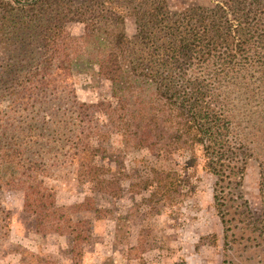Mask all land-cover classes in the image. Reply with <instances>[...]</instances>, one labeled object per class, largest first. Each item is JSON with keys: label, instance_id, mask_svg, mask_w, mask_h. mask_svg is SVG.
<instances>
[{"label": "trees", "instance_id": "trees-1", "mask_svg": "<svg viewBox=\"0 0 264 264\" xmlns=\"http://www.w3.org/2000/svg\"><path fill=\"white\" fill-rule=\"evenodd\" d=\"M30 7H35L36 15L40 16L35 41L41 55L24 64L1 62L3 69H9L3 73L2 82L19 86L20 93L10 108L9 118L0 116V190L22 191L23 208L34 216L36 232L66 235L72 264H81L92 222H75L72 214L93 198L86 196L78 204L57 205L51 199L52 188L41 177L42 166L29 163L24 157L26 148L20 138L27 135L32 138L28 129H34L35 122H26L28 125L23 129L13 123L20 112L32 108H36L34 120L43 121L46 116L45 128H51L53 121H57L56 115L39 114L43 106L40 93H56L52 67L59 61L70 60L65 57L77 51L78 46L67 33L70 20L85 24V35L80 40L87 38L91 42V38L102 33L111 38L108 43L99 39L91 42L102 56L91 64L98 67L99 76L111 82L115 99V103L108 104L107 122L103 126L98 123L90 126L95 134H82L83 129L72 133L70 163L77 177L90 183L94 191L111 197H119L126 191L122 179L112 175L113 168L95 160L103 146L94 145L92 140L109 138L112 130L107 126L116 129L124 143L135 148L154 151L159 143V155L165 158L187 153V162L195 163L200 156L205 168L215 176L213 199L225 227L227 206L240 197L235 191L249 159L255 156V128L264 125V10L251 7L244 10L235 0H225L213 7L187 9L174 18L166 0H159V5L149 6V12L154 16L159 12V31L168 41L159 46V51L165 53L155 70L127 57L131 40L126 35L121 11L102 17L105 26H96L93 18L82 10L72 13L69 6L54 5L50 0H0V27L8 25L6 18L10 13L20 10L28 13ZM138 13L136 20L142 31L146 23ZM75 102L81 109L76 117L85 119L90 105ZM94 106L100 110V103ZM79 125L83 128V124ZM15 132L17 137L20 135L18 140ZM186 181L179 170L153 168L152 176L144 182L160 198L164 195L175 198ZM129 185V190L134 191L135 184ZM10 232V212L0 205V249ZM8 252L19 255L17 264H61L49 254L22 246Z\"/></svg>", "mask_w": 264, "mask_h": 264}, {"label": "rangeland", "instance_id": "rangeland-1", "mask_svg": "<svg viewBox=\"0 0 264 264\" xmlns=\"http://www.w3.org/2000/svg\"><path fill=\"white\" fill-rule=\"evenodd\" d=\"M52 1L54 5L69 6L72 13L82 10L93 18L96 26H105L102 17L121 11L126 35L131 40L127 57L159 69V60L165 53L159 51V46L168 39L159 31V12L157 16L149 12V6L159 5V0ZM223 1L166 0V5L175 18L187 9L213 7ZM235 1L244 10L248 7L264 10V0ZM34 8H28V13L24 10L10 13L6 18L8 25L0 27V116L5 119L11 114L10 108L15 104L20 87L2 82L8 68L3 69L1 62L24 64L41 55L35 41L39 14L36 15ZM137 13L146 23L142 31L136 20ZM66 28L72 43L78 46L77 51L65 57L70 60L59 61L52 67L56 93H40L43 106L39 114L56 115L57 121H53L51 128H45L46 116L43 121L42 118L34 120L36 108H32L20 112L13 123L23 129L28 125L26 122H35V128L28 129L31 139L30 135L17 137L15 132L16 139L20 138L22 147L26 148L25 160L42 166L41 177L52 188L51 199L57 205L78 204L86 196L93 198L84 208H75L72 214L75 222H92L90 238L83 245L81 264H264V125L255 128V156L249 159L235 191L241 198L227 206L225 227L213 199L215 176L205 168L202 157L195 163L187 162V153H174L165 158L159 155V143L154 151L135 148L126 145L116 129L108 126L105 128L112 130L109 138L92 140L94 145L103 146L95 160L112 167V175L122 179L126 191L116 198L94 191L92 185L81 181L73 170L70 145L73 131L79 133L83 129L82 134H95L94 127L90 126L96 123L103 126L109 118L108 106L115 103L111 82L99 76L98 67L91 64L102 57L91 42L99 39L108 43L111 38L102 33L91 38V42L87 38L80 40L85 35V24L78 20L68 21ZM75 100L90 105L85 119L76 117L77 110L81 109ZM97 103L100 110L94 106ZM79 124H83V128ZM8 140L6 138L5 142ZM153 168L179 170L187 178L180 186L182 192L175 198L153 194V187L144 182L152 176ZM131 182L135 184L134 191L129 190ZM23 201L19 189L0 190V205L11 215V232L0 249V264H17L19 255L8 250L21 246L49 254L61 264H72L67 236L55 232L37 233L34 216L24 210Z\"/></svg>", "mask_w": 264, "mask_h": 264}]
</instances>
